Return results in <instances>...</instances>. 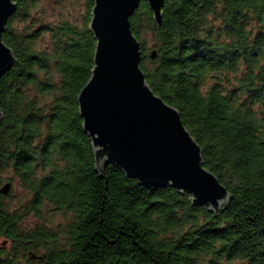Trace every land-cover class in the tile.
I'll return each mask as SVG.
<instances>
[{
    "label": "trees",
    "instance_id": "obj_1",
    "mask_svg": "<svg viewBox=\"0 0 264 264\" xmlns=\"http://www.w3.org/2000/svg\"><path fill=\"white\" fill-rule=\"evenodd\" d=\"M13 1L1 35L15 61L0 78V187L17 179L29 196L13 207L0 192V264H264V0H164L160 26L140 1L129 17L147 83L229 192L216 212L113 163L95 167L76 98L94 63L93 0L80 23ZM47 206L61 225L24 226Z\"/></svg>",
    "mask_w": 264,
    "mask_h": 264
},
{
    "label": "water",
    "instance_id": "obj_2",
    "mask_svg": "<svg viewBox=\"0 0 264 264\" xmlns=\"http://www.w3.org/2000/svg\"><path fill=\"white\" fill-rule=\"evenodd\" d=\"M140 1L148 3L160 26L164 0H93L90 11L94 63L76 98L95 167L100 171L113 163L144 186H172L189 195L194 206L216 212L229 201V192L204 167L200 145L178 109L153 92L140 67V41L129 26ZM15 9L13 0H0V78L15 61L1 37ZM155 55L153 49L150 57ZM9 187L5 182L0 192L6 194Z\"/></svg>",
    "mask_w": 264,
    "mask_h": 264
},
{
    "label": "rangeland",
    "instance_id": "obj_3",
    "mask_svg": "<svg viewBox=\"0 0 264 264\" xmlns=\"http://www.w3.org/2000/svg\"><path fill=\"white\" fill-rule=\"evenodd\" d=\"M85 9L86 4L84 0H39L36 10H33L32 13L39 14L41 18L47 22H57L60 19H68L80 23L85 17ZM49 41V34L44 33L39 39L38 47L44 48L50 46ZM149 45L150 44H147V47H149ZM7 176L8 175L4 174L3 178H6ZM28 196L29 193L22 188V186L17 182V179H14L12 183L10 182V187L6 193V197L11 206H20L23 201L28 198ZM63 222L64 216L48 206L42 210L41 216H36L31 213L23 220L25 227L45 224L54 228V225H61ZM35 250L38 253L41 252V248H37Z\"/></svg>",
    "mask_w": 264,
    "mask_h": 264
}]
</instances>
